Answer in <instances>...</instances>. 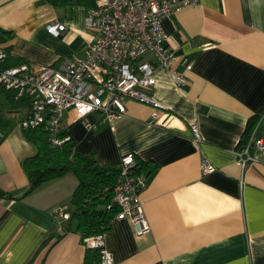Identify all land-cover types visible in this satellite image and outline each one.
<instances>
[{
    "label": "crops",
    "instance_id": "1",
    "mask_svg": "<svg viewBox=\"0 0 264 264\" xmlns=\"http://www.w3.org/2000/svg\"><path fill=\"white\" fill-rule=\"evenodd\" d=\"M96 3L0 0V27L13 33L0 45L5 60L38 66L84 57L96 34L85 17ZM54 21L65 24L59 36L46 30ZM162 24L187 84L156 68L149 92L163 109L159 120L134 100L109 123L89 114L95 128L71 112L62 119L75 150L115 165L133 153L147 176L140 199L150 231L138 235L127 217L115 216L104 247L113 264H264V164L243 170L234 154L248 121L264 113V0H199ZM27 110L26 100L0 85V264H82L86 245L63 232L54 214L71 213L76 177L64 174L24 195L22 163L36 152L20 125ZM203 159L213 170H202Z\"/></svg>",
    "mask_w": 264,
    "mask_h": 264
},
{
    "label": "built area",
    "instance_id": "2",
    "mask_svg": "<svg viewBox=\"0 0 264 264\" xmlns=\"http://www.w3.org/2000/svg\"><path fill=\"white\" fill-rule=\"evenodd\" d=\"M199 0H97L96 6L87 10L85 24L95 30L82 58L65 59L57 65H34L21 62L0 68V85L14 93L16 99L26 100L28 110L21 120L23 129L42 126L50 135L52 145L64 139L57 137L65 113L71 112L87 128L95 124L86 121L96 114L100 123H109L126 113V104L134 100L152 108L151 118L159 120L163 109L150 94L155 84L157 67H167L180 84H187L174 64L177 57L167 45L168 34L162 20L172 18L185 6H195ZM65 24L54 21L46 30L54 36L65 31ZM0 48V63L7 58ZM181 62L186 69L192 63L188 57ZM243 141L234 150L236 162L244 170L251 165L264 164V131L258 132L264 113L260 115ZM193 140L202 138L196 124H191ZM119 174L113 187L112 201L120 207L116 216L127 217L136 234H146L150 227L143 210L140 193L147 184V176L139 159L133 153L121 156ZM203 171L213 170L205 159ZM62 224L69 218L64 208L54 211ZM84 244L101 249V264H113L105 249L102 235L87 237Z\"/></svg>",
    "mask_w": 264,
    "mask_h": 264
},
{
    "label": "trees",
    "instance_id": "3",
    "mask_svg": "<svg viewBox=\"0 0 264 264\" xmlns=\"http://www.w3.org/2000/svg\"><path fill=\"white\" fill-rule=\"evenodd\" d=\"M44 1L54 7H90V0ZM12 36L11 31L0 27V45ZM4 49L7 51L6 48ZM19 63H21L20 59L11 62L7 59L0 63V68ZM255 121L253 118L248 121L240 141L244 140ZM24 132L26 139L36 147L35 154L26 157L22 163L29 180L24 195L35 191L48 181L71 173L76 177L77 185L69 201L72 211L69 218L61 224L62 231L79 234L83 243L87 237L102 235L108 231L113 218L120 211V207L112 201L119 166L102 164L92 150L87 152L75 150L68 128L59 127L56 136L64 141L57 146L52 145L49 133L42 126L24 129ZM101 257L100 248L86 245L82 264H101Z\"/></svg>",
    "mask_w": 264,
    "mask_h": 264
}]
</instances>
